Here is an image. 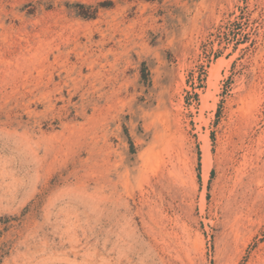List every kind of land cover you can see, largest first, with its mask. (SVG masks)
<instances>
[{
    "label": "rangeland",
    "instance_id": "1",
    "mask_svg": "<svg viewBox=\"0 0 264 264\" xmlns=\"http://www.w3.org/2000/svg\"><path fill=\"white\" fill-rule=\"evenodd\" d=\"M0 264H264V0H0Z\"/></svg>",
    "mask_w": 264,
    "mask_h": 264
},
{
    "label": "bare ground",
    "instance_id": "2",
    "mask_svg": "<svg viewBox=\"0 0 264 264\" xmlns=\"http://www.w3.org/2000/svg\"><path fill=\"white\" fill-rule=\"evenodd\" d=\"M206 142H207V140H206ZM205 154H206V158L204 160V164L205 165L203 167H204V177L207 178L208 177V173H209V150H208L207 147L205 148Z\"/></svg>",
    "mask_w": 264,
    "mask_h": 264
}]
</instances>
